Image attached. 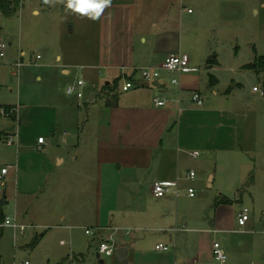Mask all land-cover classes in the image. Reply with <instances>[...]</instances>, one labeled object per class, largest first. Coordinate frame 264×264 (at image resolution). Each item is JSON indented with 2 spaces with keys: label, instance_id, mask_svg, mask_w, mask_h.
I'll use <instances>...</instances> for the list:
<instances>
[{
  "label": "rangeland",
  "instance_id": "obj_1",
  "mask_svg": "<svg viewBox=\"0 0 264 264\" xmlns=\"http://www.w3.org/2000/svg\"><path fill=\"white\" fill-rule=\"evenodd\" d=\"M20 2L13 17L0 15V45L8 46L6 56L0 57V107L16 108L20 103L43 106L40 110L22 108L15 119L9 114L2 115L0 109V200L6 196L9 204L4 206L5 215L26 226L24 233L12 227L0 229V264H85L88 259L78 260V254L73 255L70 235L62 231V208L73 212L85 206L84 210L91 211V183L85 182L86 192L82 191L79 179L75 187H62L59 160L70 158L73 153L81 156V161L90 156L87 145L98 120L97 110L93 108L103 104L100 98L94 105L90 102L91 86H85L83 100L67 95L68 86L79 80L86 82V79L80 68L71 67L70 77L63 75L62 56L63 62L80 65L84 58L79 52L98 46L99 20L67 13L63 5L45 4L44 0ZM176 7L177 23L183 25L186 33L183 46L190 50L188 57L192 55L197 62L204 63L202 60L212 55L220 64L212 72V76L220 80L214 88L218 96H213L210 75H207L205 97L224 101L225 91L234 89L236 99L247 110H240L237 117V150L208 155L200 151L197 159L188 157L185 173L193 170L196 178L186 181L185 187L193 188L196 196L172 199L173 205L177 203L182 211L189 210L193 216L212 220L218 198L227 197L239 201L234 205L221 204L225 217L228 213L230 216L233 209L238 212L243 207L262 214L264 97L255 94L253 88L264 86V0H182ZM188 10L193 14L189 15ZM21 51L25 52L24 57ZM19 62L22 63L20 69ZM78 103L82 107L76 110L77 123L66 125L62 122V109L65 105L78 108ZM78 121H85L84 127L91 123L83 131ZM227 125L223 133L230 141L228 136L234 139L235 131L230 129L229 123ZM14 133L19 135L18 143L16 137L15 143H8ZM39 137L45 139V145H39ZM3 169L8 170L5 176H2ZM70 220L68 218L64 225ZM209 224H206L208 228ZM77 232L79 238L85 239L84 231ZM155 234L146 233L149 244ZM216 241L220 242L218 237ZM97 253L96 250L91 252V260L97 264L101 259L108 262L116 258V255L98 258ZM225 264H237V261L229 253Z\"/></svg>",
  "mask_w": 264,
  "mask_h": 264
},
{
  "label": "crops",
  "instance_id": "obj_2",
  "mask_svg": "<svg viewBox=\"0 0 264 264\" xmlns=\"http://www.w3.org/2000/svg\"><path fill=\"white\" fill-rule=\"evenodd\" d=\"M180 2L182 0H113L112 7L106 9L99 20L98 46L79 52L84 58L80 65L63 62L62 56V74L70 77L71 67L80 68L87 86L93 90L92 104L99 98L103 104L93 108L97 110L98 120L87 145L90 156L81 161V156L73 153L70 158L59 160L62 187H75L79 179L82 191L86 192L91 183L94 212L84 210L85 206L73 212L62 208V231L70 235L73 255L78 254V260L88 259L85 264H97L91 260V252H98L100 242L110 236L114 237L118 249H128L127 263H119L116 256L108 262L101 259L99 264H217L213 256L216 242L226 244L223 247L237 264H262L264 260L261 211L253 210L252 220L246 231L241 232L237 224L240 210L233 209L230 216L228 213L225 217L221 210L223 205H217L209 221L193 216L189 210H180L177 203L173 205L175 198L160 200L152 194L154 182L177 181L182 189L181 197H188L185 165L190 154L237 150V117L240 110H247L236 99L234 89L225 91L224 101L205 97L206 77L220 67L218 58L217 66L208 67L212 55L202 60L204 63L197 62L191 55L190 68L195 71L171 73L161 69L168 56L190 54L189 48L183 46L185 29L177 23L176 4ZM20 55L24 57L25 52L21 51ZM146 67L159 69L160 77L144 83L141 69ZM170 79L177 82L171 81L169 85ZM216 79L215 85L210 84L213 96L219 93L215 89L220 80ZM126 81L136 86L124 92L122 86ZM103 82L109 83L111 89L103 90ZM196 91L204 99L203 106H198L191 98ZM158 100L165 105L158 106ZM20 104L16 107L17 115L22 108L40 110L43 106ZM77 107L65 105L63 123H77L76 110L82 106L78 103ZM84 122L78 121L83 131L91 123L84 127ZM227 123L235 131L234 139L228 136L230 141L223 133ZM13 136L18 143L19 135L14 133ZM68 218L71 220L64 225ZM78 230L84 231L85 239L79 238ZM87 230L93 235L86 234ZM147 232L156 233L150 244ZM217 237L220 242L216 241ZM160 243L170 246V251H157Z\"/></svg>",
  "mask_w": 264,
  "mask_h": 264
},
{
  "label": "built area",
  "instance_id": "obj_3",
  "mask_svg": "<svg viewBox=\"0 0 264 264\" xmlns=\"http://www.w3.org/2000/svg\"><path fill=\"white\" fill-rule=\"evenodd\" d=\"M191 13V10H188ZM8 46L6 43H2L0 45V57L6 56V50ZM40 59V56L37 57V60ZM17 67L21 68L22 63H17ZM161 69L171 72V73H185L195 71L196 69L190 68V58L184 54H174L170 55L166 58L164 63L162 64ZM160 77V70L155 68H142L141 69V80L144 83H151L153 80ZM176 80H173L172 83H176ZM87 83L84 80H79L75 85L68 86L67 88V95L69 96H76L79 100H83L85 98V86ZM136 86V84L132 81H126L122 86V90L124 92L130 91ZM253 92L255 94H259L261 97H264V86L263 87H254ZM191 98L194 103L198 106L204 105V99L199 92H192ZM158 106H164L165 102L157 101ZM16 110V109H13ZM1 113L4 116H8V113L5 111L4 108L1 109ZM17 112V110H16ZM15 136H11L9 138L8 143H15L14 141ZM39 145H45V139L39 138L38 140ZM192 159H197L200 156V152H192L190 154ZM8 173L7 169L2 170V176H5ZM3 178V177H2ZM196 178V172L190 171L186 177V180L191 181ZM152 194L156 199H167V198H180L182 196V189L180 188L179 182L177 181H156L152 185ZM186 194L189 198H194L196 196V192L193 188H188L186 190ZM252 211L247 207H243L237 215V224L241 232H245L249 222L252 220ZM260 223H261V231L260 233L264 234V213L260 216ZM6 227H12L18 229L21 233H24L26 230V226L18 225L16 222L12 221L10 218L6 217L5 221L0 224V229H4ZM86 234L93 235V232L90 230L86 231ZM118 250V246L115 243V239L113 236L108 237L105 240H102L98 247V252L100 256L105 257H113L116 255ZM156 250L159 252H169L170 246L160 243L156 246ZM213 256L214 260L217 264H225L228 260L227 250L222 246L221 243H215L213 248ZM25 264H28L26 262ZM190 264V263H188Z\"/></svg>",
  "mask_w": 264,
  "mask_h": 264
},
{
  "label": "clouds",
  "instance_id": "obj_4",
  "mask_svg": "<svg viewBox=\"0 0 264 264\" xmlns=\"http://www.w3.org/2000/svg\"><path fill=\"white\" fill-rule=\"evenodd\" d=\"M112 2L113 0H44L45 4H61L65 12L92 21L100 20L106 9L112 7Z\"/></svg>",
  "mask_w": 264,
  "mask_h": 264
},
{
  "label": "trees",
  "instance_id": "obj_5",
  "mask_svg": "<svg viewBox=\"0 0 264 264\" xmlns=\"http://www.w3.org/2000/svg\"><path fill=\"white\" fill-rule=\"evenodd\" d=\"M20 0H0V14L3 17L6 18H10L13 17L17 11L19 10L20 7ZM208 67H214L217 66V61H216V56H212L210 58V60L207 62ZM217 83V79L210 75V84L213 86ZM111 89V85H105L103 90H110ZM5 109V111L9 114V116H11L12 119H15L17 112L15 107L12 106H7V107H3ZM234 201H232L231 199L227 198V197H220L217 200V205H221V204H233ZM6 219V215L4 213V207L1 206V200H0V224L3 223ZM0 233H2V231H0ZM38 242V239L33 241V244L36 245Z\"/></svg>",
  "mask_w": 264,
  "mask_h": 264
},
{
  "label": "water",
  "instance_id": "obj_6",
  "mask_svg": "<svg viewBox=\"0 0 264 264\" xmlns=\"http://www.w3.org/2000/svg\"><path fill=\"white\" fill-rule=\"evenodd\" d=\"M106 85H109V83H107ZM94 99V96L91 97L90 102H92ZM2 135V133L0 132V136ZM8 202L6 201V196H4V198L1 200V206L4 207L5 205H7ZM116 256H117V260L119 263H127V256H128V249L127 248H119L116 252ZM97 257H100V254H97Z\"/></svg>",
  "mask_w": 264,
  "mask_h": 264
}]
</instances>
